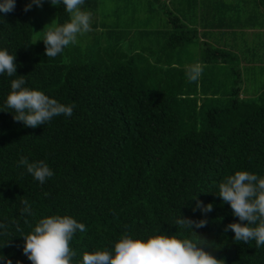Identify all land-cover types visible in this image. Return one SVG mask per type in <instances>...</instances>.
Returning <instances> with one entry per match:
<instances>
[{
    "label": "trees",
    "instance_id": "obj_1",
    "mask_svg": "<svg viewBox=\"0 0 264 264\" xmlns=\"http://www.w3.org/2000/svg\"><path fill=\"white\" fill-rule=\"evenodd\" d=\"M257 2L264 8V0ZM26 4L16 0L13 12L0 13V49L16 56V75L25 76L26 87L76 107L71 117L26 127L4 107L17 77L0 75V223L10 233L0 235V255L12 264H31L22 237L51 215H69L87 228L71 241L74 264L85 252L111 251L125 231L141 239L161 232L190 237V230L175 225L181 216L208 221L193 231L225 264H264V246L235 241L231 230L224 231L239 221L217 196L219 183L236 171L264 177V93L242 100L235 87L212 98L204 91L201 100L198 83L182 77L185 71L152 64L144 52L118 45L122 38L96 56L68 46L48 58L44 42L33 43ZM57 17L61 25L70 18L62 4ZM172 21L177 31L168 42L175 50L194 37L177 18ZM207 54L211 63L232 57L220 49ZM21 156L44 160L55 175L41 185L17 167ZM22 197L34 217L21 215ZM195 197L213 210L194 212Z\"/></svg>",
    "mask_w": 264,
    "mask_h": 264
},
{
    "label": "clouds",
    "instance_id": "obj_2",
    "mask_svg": "<svg viewBox=\"0 0 264 264\" xmlns=\"http://www.w3.org/2000/svg\"><path fill=\"white\" fill-rule=\"evenodd\" d=\"M46 0H29L23 8L27 13L33 6L43 7ZM52 6H64L69 14V20L64 24H57L53 20L45 26L42 41L45 45V55L55 58L70 45H76L78 38L93 31L91 27L92 12L84 10L85 0H49ZM16 0H0V13L8 14L15 10ZM2 21V18H0ZM16 56L7 49H0V75L17 77L11 80L10 92L4 107L15 113L13 120L23 122L26 127L36 128L50 123L54 117H71L76 107L75 103L65 105L51 98L43 91L26 87L25 76H17ZM204 65L195 63L186 65V77L190 83L197 82L202 76ZM17 167H23L28 174L43 185L55 173L44 161L30 162L21 156ZM23 175V173H21ZM222 201L228 204L234 217L239 222L228 224L224 231L231 230L234 240L248 244L255 241L256 248L264 246V177L248 171H236L234 175L224 178L218 185V194ZM195 212L199 209L203 214L213 210L212 204L204 205L194 198ZM23 208L21 215L34 217L32 205L26 198H21ZM25 224L28 220L24 221ZM206 219L192 220L179 216L175 225L182 230H190L191 236L179 238L162 232L149 236L147 239L133 238L129 231H125L113 249L107 248L93 252H85L76 264H225L223 259H217L209 249L210 242L199 236L193 229L207 225ZM128 226L125 225V228ZM0 235H9L8 226L0 223ZM19 231V226L17 225ZM86 232L83 223L69 215H51L41 218L24 235L23 255L31 264H74L77 252L71 247V241L77 232ZM8 244V243H7ZM6 244V245H7ZM5 245V246H6ZM5 264H12V260L0 255ZM17 264H20L17 261Z\"/></svg>",
    "mask_w": 264,
    "mask_h": 264
},
{
    "label": "crops",
    "instance_id": "obj_3",
    "mask_svg": "<svg viewBox=\"0 0 264 264\" xmlns=\"http://www.w3.org/2000/svg\"><path fill=\"white\" fill-rule=\"evenodd\" d=\"M88 4L95 12L102 45L117 44L122 38L118 45L144 52L152 64L160 61L163 68L186 71V65H204L197 81L201 100L204 91L210 98L216 91L230 92L228 85L240 89L242 100L255 101L264 93V8L257 0H85ZM174 18L194 37L175 50L168 42L177 31ZM208 49L232 57L227 63H211ZM182 77L187 80L185 72Z\"/></svg>",
    "mask_w": 264,
    "mask_h": 264
},
{
    "label": "rangeland",
    "instance_id": "obj_4",
    "mask_svg": "<svg viewBox=\"0 0 264 264\" xmlns=\"http://www.w3.org/2000/svg\"><path fill=\"white\" fill-rule=\"evenodd\" d=\"M24 1L26 3L29 2V0H24ZM58 8L59 6H52L49 0H46V2L43 4V7L33 6V8L30 10L33 18V29H34L33 43L35 45L38 44L44 38V32L47 31V28L45 26L50 25L53 20H56L57 23ZM83 8L84 10L91 11L93 14L92 23H91V27L93 31L85 34L84 36L79 37L78 43L76 45H70V50H76L81 53L83 52V55H84V51H86L89 54V56L92 57L94 54L96 56L95 52H99L98 50H105L111 44L109 45L100 44L99 42L100 32L96 26L97 20H96V15L94 14L95 12L92 11V7L89 4L84 5ZM164 30H170V28H166ZM227 89L232 90V86L228 85Z\"/></svg>",
    "mask_w": 264,
    "mask_h": 264
}]
</instances>
